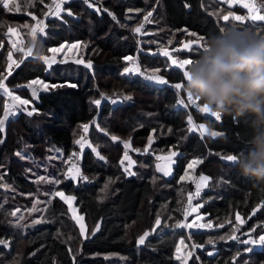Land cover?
<instances>
[{"label": "trees", "instance_id": "16d2710c", "mask_svg": "<svg viewBox=\"0 0 264 264\" xmlns=\"http://www.w3.org/2000/svg\"><path fill=\"white\" fill-rule=\"evenodd\" d=\"M51 1L18 0L17 6L11 1L9 9L3 8L0 2V73L8 71V51H13L17 59L28 51L32 40L29 27H36L32 15L45 18V33H37L30 56L46 54L48 48L63 43L86 42L92 38L93 47L84 55L92 67L76 61H58L49 66L29 58L10 70L11 75L5 81L7 86L32 100L36 113L29 116L19 111L15 117L9 116L0 130V174H3L0 183L14 189L0 188V202H4L0 209V239L7 241V246L0 245V264H116L117 260L101 256L107 253L122 255L129 264H181L182 259H176V244L178 237L186 241L185 235L190 236L193 244L200 245L186 264H264V243L256 247L254 243L235 244L232 239L218 243L214 239L237 225V214L245 222L243 228L237 229L240 239L251 236L255 241L264 235V188L241 176L236 162L223 159L227 155L239 157L248 151L249 122L228 114L215 121L190 106H178L177 99L186 100L187 93L171 85L185 83L182 72L172 67L167 57L153 54L161 47L180 49L177 58L195 60L203 47L183 51L181 47L186 42L202 38L204 46L211 35L229 26L253 29L264 35V27L254 26L264 22L247 18L243 23L238 22L232 16L248 15L247 10L239 4L230 7L220 0H88L95 2L91 8L85 0H72L64 3L65 10H70L72 15L65 13L61 18L53 16L45 7ZM256 2L262 12L264 0ZM29 3L33 6L29 7ZM149 11L151 20L155 21L144 29L145 36L142 32L135 34L132 29L139 26ZM229 12L232 16L224 21L223 15ZM8 27L16 29L19 37L16 44L20 41L25 51L19 52L13 47ZM136 53L142 70L149 73L159 69L158 75L168 80V84L143 81L134 72L124 74V67H133L123 58ZM34 79L57 87L48 91L37 89V98L33 99L31 89L18 86ZM105 96L109 99H103ZM125 96L131 99H123ZM97 98L101 99L100 106L94 103ZM111 98L117 103L113 104ZM5 103L6 96L1 94L0 118H3ZM151 112L156 114L160 125L149 121L154 120L148 116ZM189 115L194 122L204 123L220 135L211 137L189 132ZM96 117L97 124L91 125L88 137L105 157L103 160L90 147L80 151L75 143V131L82 124H91ZM97 125L104 131H99ZM112 135L119 139L112 141ZM150 135L154 138L152 153L140 154L133 150L148 143ZM120 141L131 142L129 154L135 161V175L128 176L121 167L125 149ZM171 151H177L178 155L174 175L167 178L156 171V157ZM74 152L81 153L77 165L87 180L80 178L75 182L62 174L68 173ZM194 158H202L195 177L205 174L209 181L193 203L202 205L200 213L204 215V223L224 226L216 230L179 228L170 246L158 232L184 222L188 194H195L196 186L193 181L181 178ZM53 174L61 181L58 185L34 182L38 175L51 177ZM57 190L75 195L90 233L97 224L101 226L100 231L83 239L68 206L59 197L51 199L46 195ZM37 199L51 202L35 204ZM34 205L37 210L30 211ZM16 209L19 211L15 217L8 214ZM157 215L162 220L160 228L144 247H139V236L151 230ZM19 217L23 219L17 227L15 222ZM35 220L40 222L33 223ZM209 239L214 243L209 244ZM249 246L253 247L250 253ZM69 248L77 253L75 261ZM211 251L213 255H209Z\"/></svg>", "mask_w": 264, "mask_h": 264}, {"label": "snow or ice", "instance_id": "6c2138e0", "mask_svg": "<svg viewBox=\"0 0 264 264\" xmlns=\"http://www.w3.org/2000/svg\"><path fill=\"white\" fill-rule=\"evenodd\" d=\"M0 2H2L3 8L9 9L8 0H0ZM41 2H42V0H41ZM65 2H66V0H53V5H45V7L49 8V12H51V13H53L56 16L59 17L60 12L63 10L62 9V5ZM85 3L88 4L89 8L93 7V4L89 3L88 0H85ZM240 3H241L243 8L248 10V15L246 17L247 19H249V20H251L253 22H257V21L264 22V14H261L260 7L256 3V0H240ZM28 6L32 7L33 5L31 3H29ZM229 6L230 7L232 6L231 2L229 4ZM99 10L100 9L98 8L97 11H99ZM17 11H20L19 7L17 8ZM67 14L69 16H71L72 12L69 10L67 12ZM45 15H48V13H45ZM109 15H112V13H109ZM151 16H152V12L151 11L147 12L146 15L143 18L144 22H151L150 19H149ZM230 16H232V13L229 12L228 14L223 15L222 19L224 21H228ZM232 18L234 20L240 21L242 23L245 20V17H242L240 15L232 16ZM32 19L36 20L37 18H36L35 15H32ZM113 19H115L114 16H113ZM254 26L256 28L264 27V25H261V24H255ZM25 27H29V26L25 25ZM143 28H144V23H140L139 26H137L134 29H132V31L135 34H141ZM12 31H13L12 28L8 27L7 32L11 33ZM38 31L40 33L44 32V25H43L42 21H37V26L36 27H29L28 35H30L32 37V40L30 41L27 54H31L32 46L36 43L37 32ZM189 35H195V34L189 33ZM200 39H202V38H198L196 41H189V42L185 43L183 45V49L186 50V51H189V52L193 51L194 49L192 48V45L194 43L198 47L202 46L204 48V46L201 45V43H200ZM12 43H13V46H16V42L15 41H13ZM65 46L69 47V48L77 47L76 44L62 45L61 47H65ZM61 47H51V48H48L47 51L51 52V53H58L61 50ZM17 50L22 51L23 49H19L18 48ZM179 50L180 49H176V51H179ZM162 52H163V55L166 56L171 61V64L174 65L176 69L181 70L183 78H184V81H185L186 78L189 77L188 69H189V66L193 63V59L185 58V59H179L178 60V59L173 58V56L170 54V52L167 49H162ZM12 56H13L12 51H8V53H7V61H8L7 68L8 69H11L12 68V64L14 63V61L12 60ZM38 58L41 59L45 64H47L49 66L52 63V60L49 58V56L44 54L43 52L38 53ZM123 59L125 61H132L133 60V58L131 56L124 57ZM76 63H86V66L88 68L92 67V63L90 61L84 62L82 60H77ZM16 66L18 67L19 65L17 64ZM139 71H140V69H139L138 65L135 67V69L127 67V66L124 67V69H123V73L124 74H130V73H133V72L139 73ZM158 71L159 70H157V72ZM9 75H11L10 71H7L6 73H0V92H2L3 95L8 97L9 100L11 101L10 104L9 103L3 104V118H0V130L3 129L5 121L8 119V117L10 115H15L17 111H25V110H27V106L32 102L29 99H22L18 95H13V92L5 84V81L8 79ZM146 79L154 80L158 84H161V85H167L168 84V80H166L163 76H160L158 74L148 75V76H146ZM37 85L40 86V88H42L44 91H48V90H50V88L57 87V85H49L48 83H46V82H44L43 80H40V79H34L30 83H28L27 85H21V86H18V87H27V88L31 89L32 97H33V99H35V98H37V88L34 87V86H37ZM69 86L75 87V85H69ZM171 87L174 88L177 91H180V90L184 89L185 83L184 82L175 83V84H172ZM186 95H187V101L189 103L197 104L199 111L201 113L207 114L206 118H214L215 121H219L221 119V114L220 113H217V112L209 110L208 107L206 105H204V104H202V106H201L199 99L192 97L191 94L187 93ZM103 99H109V97L105 96V97H103ZM123 99L128 100V99H131V97L125 96V97H123ZM111 102L113 104H116L117 100L115 98H111ZM94 103L97 106H100L101 105V99L100 98L95 99ZM176 103H177L178 106H185V107L187 106L186 102H185V99H183V98H178ZM34 112H36V109L34 107L31 110H27V114L29 116L33 115ZM187 123L189 125V127H188V131L189 132H194V131L199 130L202 134L207 133V134H210L213 137H216V136L220 135V133L216 132V131L209 132V130L205 127V125L203 123L199 124V126L197 128V126L193 122V118H192L191 115L188 116ZM92 124H96V121L93 120ZM89 127H90V125L87 124V123L81 125V128L83 129V132L85 134L89 131ZM97 128H99L98 125H97ZM100 130L104 131L103 129H100ZM153 131H155V130H153ZM168 131L171 132V129H169ZM104 134L108 135V133L106 131L104 132ZM111 139H112V141H117L119 138L117 136H115V135H112ZM0 142H2V141H0ZM120 142L123 144L124 149H125V152H124V155H123V159H121V161H120L121 167L124 168V171H125L126 174L135 175V173L131 171V168L134 166L135 161H133L131 159V157L129 155V152H128V150L131 149V142L130 141H120ZM153 142H154L153 141V137L150 135L148 137V147H145L143 149V152H141L140 149H134V151H136V152H138L140 154L146 153V152H148L149 147L152 145ZM75 143L77 145H79L81 150H83L85 146L90 147L91 150L94 153H96V155L98 156L99 159H101V160L105 159V157L99 153L97 147H93L90 143L87 142L85 136H81L79 139H77L75 141ZM18 155H20V154L18 153ZM176 155H178V153L169 152V154L167 156H162V155L161 156H157L156 159L158 161L159 160H165V161H167V163L165 165L157 164L156 165V171L162 172L165 176L170 175V171H171L170 165H171L172 162H174L172 160V157H174ZM72 156L76 157L77 153H75V152L72 153ZM237 158L238 157L236 155H227L226 157H223V159H226L229 162H236ZM125 161H127V165L126 166H125ZM199 162L200 161H198V160H193L191 163L188 164V168L192 169L193 166L196 165ZM71 172H72V169L70 168L68 170V173H62V174L64 175L65 179H73V180H75V179H77V177H80V178H82L84 180H87V177L81 176V174L79 172V169H76L74 174L69 175V173H71ZM184 178L185 177H182L181 179L183 180ZM208 179H209L208 177L201 175L199 177V182H196V192H195V194H193V193H189L188 194L189 208L184 213L185 220H187L188 213L190 211H194L195 210V209H193L191 207V201L194 198L199 197L201 188H202V186H206ZM0 181H3V174H0ZM41 181L52 183V184H57V185L61 182L58 178H56L55 174H53L51 177H46L44 175H38L36 181H34V182L39 183ZM0 188H3L5 191H13L14 190L7 183H0ZM106 188H107V184L105 185V189ZM46 195L50 196L51 199L59 197L60 200H62L65 204L68 205V210L72 213V217L71 218H72V220L75 221V224L79 227V229H80L79 235L81 237H84L86 239V238H88L89 235L94 236L95 233L97 231H99V225L98 224L94 226V228L91 231V233H88L86 231V225L84 224V216L83 215H78L77 214V209L73 207V201L75 200L74 196H67V195H65L64 192L58 191V190L57 191H53V192H48V193H46ZM50 202H51L50 200L44 202V201H40L39 199H37L35 201V204H40V203L47 204V203H50ZM200 206H202V205H197V207H200ZM3 207H4V202H0V209H3ZM36 210L37 209H36V207L34 205L33 208L30 211H36ZM18 211H19V209H16L15 211H11L8 214L13 216V217H15L16 213ZM255 211L256 210H253V215H255ZM22 219H23V217H19L17 219V221L15 222L17 227L21 226L19 224V220H22ZM198 219H199V217H198ZM236 220H237L238 223H241V224L244 222L240 218L239 214H237ZM39 222H40L39 220L33 221V223H39ZM161 223H162L161 217L159 215H157V217L155 219V222H154V226L151 228L150 231H145L142 235H140L138 240H137V243L139 245H143L145 243V241L147 240V238L152 233H155L158 228H160ZM175 226L177 228H192V227H196V228H211L212 227L211 223L196 224V223H185V222H177ZM223 226H224L223 223L218 225V227H223ZM253 231H254V229H253ZM234 232H235V229L233 230V233ZM57 235L59 237L60 234L57 233ZM229 238L230 239H235L236 237H235L234 234H231L229 236ZM71 239H72V237L69 236L68 240H71ZM255 242L256 241H250V240L242 241V243H244V244L255 243ZM259 242L260 243H264V235H261L259 237ZM208 243L212 244V243H214V241L209 239ZM180 244L183 245L184 244V240H181ZM0 245L7 246V241L4 240V239H0ZM197 247H200V245H196V244L192 245V248H197ZM176 251H177V253H179L180 248L177 247ZM69 252L73 254L72 258H73V261H75V256H76L77 253L73 252V250L71 248H69ZM77 252H78V250H77ZM190 254L191 253H189V255ZM209 255H212V253L209 252ZM176 259L177 260H181V257L179 255H177ZM181 264H186V261L181 260Z\"/></svg>", "mask_w": 264, "mask_h": 264}, {"label": "clouds", "instance_id": "9594fccd", "mask_svg": "<svg viewBox=\"0 0 264 264\" xmlns=\"http://www.w3.org/2000/svg\"><path fill=\"white\" fill-rule=\"evenodd\" d=\"M184 91L209 110L249 122V149L239 174L264 188V35L229 26L211 35L189 66Z\"/></svg>", "mask_w": 264, "mask_h": 264}, {"label": "rangeland", "instance_id": "374dc122", "mask_svg": "<svg viewBox=\"0 0 264 264\" xmlns=\"http://www.w3.org/2000/svg\"><path fill=\"white\" fill-rule=\"evenodd\" d=\"M11 1H14V3H13V6H17L18 5V0H8V3H9V5H10V3H11ZM70 1H72V0H66V2H70ZM95 1H99V0H95ZM101 1V0H100ZM221 2H228V4H230V2L232 3V1H229V0H220ZM2 3V2H1ZM92 3V2H91ZM95 3V2H94ZM94 3H92V4H94ZM235 3H238V0H235ZM240 3V2H239ZM257 3V2H256ZM240 6H242L241 5V3L239 4ZM234 6V5H233ZM258 6H259V4H258ZM62 11L60 12V14H59V16H60V18L61 17H63V15L65 14V13H67L68 11L67 10H65V8H64V4L62 5ZM245 9V8H244ZM245 10H247V9H245ZM247 12H248V10H247ZM261 12V11H260ZM261 14H264V10H262V12H261ZM53 16H56L55 14H53ZM234 16V15H233ZM247 16V15H246ZM150 20L151 19H153V17H150L149 18ZM155 21V20H154ZM153 20H151V23L153 24V22H154ZM149 24H150V22H149ZM148 27V26H147ZM146 27V28H147ZM12 32L11 33H9L10 34V36H11V38H12V41H17L18 39H19V37H18V34L16 33V29L15 28H13L12 27ZM151 30V29H150ZM27 32H28V30H25V33H26V35H27ZM37 33H39V31L37 32ZM43 33H45V30H44V32ZM149 33V32H148ZM144 34H146V32H144ZM28 36V35H27ZM145 36V35H144ZM29 37V36H28ZM150 40H148L147 39V42H149ZM190 41H196V40H190ZM18 43V42H17ZM187 43V42H186ZM200 43H201V41H200ZM71 44H76L77 45V47H75V48H69V47H61L62 45H71ZM14 47V46H13ZM55 47H61V50L58 52V53H51V52H47L46 53V55H48L49 56V58L52 60V63L51 64H53V63H55V62H58V61H60V62H62V61H64L65 63H68V62H72V61H77V60H82V61H84V62H86L87 60L84 58V55H85V53L87 52V49L88 48H91V47H93V41H92V38H89V39H87V41L86 42H83V41H75V42H69V43H63V44H61V45H58V46H55ZM192 47H198L195 43L192 45ZM32 49H33V46H32ZM181 49L183 50V51H186V50H184L183 49V46L181 47ZM12 53H13V56H12V60L14 61V63L12 64V68L13 67H15V65L17 64V62H18V59H17V57H16V55H15V53L12 51ZM179 59V58H178ZM79 64H81V65H83L84 67H87L86 66V63H79ZM172 65V64H171ZM172 67H175L174 65H172ZM11 68V69H12ZM11 69H8V71H10ZM157 70H159V69H153V70H149L150 72V74H158L159 73V71L157 72ZM5 84H6V82H5ZM7 85V84H6ZM25 85H27V84H25ZM23 88H27V87H23ZM39 89H41L42 90V88H40V86H39ZM13 92V95H18V96H20L22 99H28V98H26V97H24L22 94H19L18 92H17V90L15 91V90H13L12 91ZM3 95V93L2 92H0V95ZM4 96V95H3ZM30 100V99H29ZM30 101H32V100H30ZM33 102H31L28 106H27V110H31L32 109V106H33V104H32ZM200 105L202 106V102H200ZM27 110H25V112H27ZM34 113H36V112H34ZM148 116H150V117H152L154 120L152 121V120H149L151 123H154V124H156V125H160V122H159V120L157 119V117H156V114L154 113V112H151V113H149L148 114ZM223 116H224V114H221V119L220 120H222V118H223ZM95 121H97L98 120V118L96 117L95 119H94ZM194 122V121H193ZM97 124V123H96ZM96 124H89L90 125V127H91V125H96ZM194 124L197 126V128H198V126H199V124H201V123H196V122H194ZM204 124V123H203ZM205 125V127L209 130V132H211V131H214V130H211L206 124H204ZM90 127H89V130H90ZM159 128L161 129V126H159ZM98 129V128H97ZM99 131H100V129H98ZM195 133H200V134H202L199 130H197V131H194ZM194 132H191V133H194ZM75 133H77V137H76V140L77 139H79L81 136H85L86 137V140H87V142L88 143H90L93 147H94V145L90 142V138L88 137V133H89V131L85 134L84 132H83V129L81 128V127H79L76 131H75ZM202 135H204V136H211L210 134H207V133H204V134H202ZM211 137H213V136H211ZM217 137V136H216ZM153 141H154V138H153ZM78 147H79V145H77ZM145 147H148V143H145V145L144 146H142V147H138L140 150H142L143 151V149L145 148ZM80 148V147H79ZM86 148H88L87 146H85L84 147V149L83 150H81L80 149V151H84ZM98 149V148H97ZM134 149H137V148H133V150ZM151 149V146L149 147V150H148V152H146V154H149V153H152V150H150ZM128 152H132L130 149L128 150ZM171 152H176V153H178L177 151H171ZM76 153V152H75ZM78 153H80V152H78ZM169 154V153H168ZM168 154H166V155H162V156H167ZM130 155V157H131V159L133 160V155L132 154H129ZM161 156V155H160ZM72 157V165L70 166V168L72 169V172L71 173H69V175H71V174H74L75 173V170L76 169H79V167H78V165H77V162L79 161L78 159H80L81 158V153H80V155L78 156H76V157H73V156H71ZM176 157H177V155L176 156H174V157H172V160L174 161V162H172L171 163V165H170V169H171V171H170V175H167V176H165L162 172H159V173H161L162 175H164L165 177H167V178H171V177H173V175H174V166H175V164H176ZM193 160H198V161H200L199 163H197L196 165H194L193 166V168L192 169H189L188 168V166H187V168H186V171H185V173H184V175L182 176V177H185L184 178V180H188V181H193L194 180V178H195V175H196V172H197V169H198V167H199V165L201 164V162H202V158H194V159H192L189 163H191ZM134 161V160H133ZM227 161V160H226ZM167 163V161H165V160H159L158 161V163H156V165L157 164H161V165H165ZM127 165V161H125V166ZM134 166H135V164H134ZM134 166L131 168V171L132 172H134L135 173V169H134ZM69 168V169H70ZM79 172H80V169H79ZM187 174V175H186ZM128 175V174H127ZM203 176H206V177H208L207 175H205V174H202ZM128 176H131V175H128ZM85 177V176H84ZM209 178V177H208ZM79 179H80V177H77V179H75L74 181L75 182H78L79 181ZM73 180V179H72ZM208 181H209V179H208ZM208 181H207V184H208ZM207 184H206V186H207ZM206 186H202V188H201V191H202V189L203 188H205ZM60 191H62V192H64L65 193V195H67V196H74L75 197V200L73 201V207L74 208H76L77 209V214L78 215H83L84 216V224L86 225V231L88 232V233H90V229H89V226H88V222H87V220H86V216L83 214V213H81V211H80V209H79V207L77 206V198H76V196L75 195H73V194H68V193H66L65 191H63V190H60ZM200 191V192H201ZM67 205V204H66ZM197 205H199V203L198 204H192V208L193 209H195L194 211H190L191 212V214H190V218H188L187 220H185L184 219V222L185 223H196V224H205L204 223V215L202 214V213H200V207H197ZM68 206V205H67ZM69 211V210H68ZM69 214H70V216L72 217V213L69 211ZM191 215H195L192 219H191ZM198 217H199V219H198ZM185 218V217H184ZM213 224V223H212ZM211 224V225H212ZM244 224H245V222H243L242 224L241 223H237V225L235 226V227H233V228H229V230H227V232H225V233H223V234H220V235H218V236H216L214 239L218 242V243H221V242H225V241H228V240H230V238H229V236L231 235V234H234L235 236H238V234H237V229H239L240 227L241 228H243V226H244ZM100 225H99V231H100ZM212 229L211 230H216L217 228H220V227H218V226H216V225H212ZM79 228V227H78ZM194 228V230H202L203 228H196V227H193ZM181 229V228H180ZM235 229V232L233 233V230ZM80 230V229H79ZM179 230V228H177L175 225L173 226V227H164V228H162V229H160L159 230V232H158V236L162 239V241H164V242H166V243H168L170 246L174 243V240L176 239L175 238V236H176V234H177V231ZM99 231H97L96 233H98ZM95 233V234H96ZM156 233V232H155ZM155 233H152L151 235H153V234H155ZM150 235V236H151ZM149 236V237H150ZM148 237V238H149ZM248 237H250V236H248ZM247 237V238H248ZM148 238H147V240H148ZM83 239H85L84 237H83ZM185 239H186V241H184V244L183 245H181L180 244V241L181 240H183V238L182 237H178V239H177V244H176V249H177V247H179L180 248V251H179V253H177V251H176V256L177 255H179L180 257H181V259L182 260H184V261H186V263H187V261L190 259V258H192L195 254H196V252H195V249L196 248H192V245H193V242H192V240L190 239V236L189 235H185ZM146 240V241H147ZM145 241V243L143 244V245H139L138 243H137V245L139 246V247H144L145 245H146V242ZM256 242L254 243V245L256 246V247H261V245L263 244V243H260L259 242V237H258V239L257 240H255ZM189 253H191L190 255H189ZM211 253H212V255H213V253L214 252H212L211 251ZM101 256H103V257H105V258H107L108 260H112V259H115V260H117L116 261V264H129V261H128V259L126 258V257H124V256H122V255H119V254H117V253H107V254H103V255H101Z\"/></svg>", "mask_w": 264, "mask_h": 264}, {"label": "built area", "instance_id": "2783aa9c", "mask_svg": "<svg viewBox=\"0 0 264 264\" xmlns=\"http://www.w3.org/2000/svg\"><path fill=\"white\" fill-rule=\"evenodd\" d=\"M233 2L235 1V0H232ZM50 5H53V0L51 1V3H50ZM235 15H240V16H242V17H245V20H244V22L246 21V14H241V13H235L234 14V16ZM37 18V17H36ZM114 20H116V19H114ZM37 21H42L43 22V25H44V21H45V18H37L36 20H35V24H36V26H37ZM238 22H240V21H238ZM141 23H144V28L142 29V35H144V29L149 25V22H144V20L141 22ZM23 49L24 50V47H23V45H22V43L20 42V41H18V43L16 44V46H15V49L17 50V49ZM162 49H165V48H158V49H156L154 52H153V54H157V55H162V56H164L163 55V52H162ZM22 50V51H23ZM168 50V49H167ZM17 51H19V50H17ZM25 51V50H24ZM169 52H170V54L173 56V58H175V59H178L177 57H176V53L178 52V51H176V50H168ZM20 52V51H19ZM28 53V51H25L24 52V55L22 56V58H19L18 59V62H17V64L20 66V65H22V64H24L25 63V61L27 60V59H29V58H31V59H34V60H38V61H42L41 59H39L38 58V54L36 55V54H33V55H29V54H27ZM139 54L138 53H136L135 55H133L132 56V58H133V60L132 61H130V65H131V67H133V69H135V67L138 65L139 66V69H140V71H139V73H136V72H134L135 74H137V75H139V77L143 80V81H146V82H155V83H157L156 81H154V80H148V79H146V76H148V75H152V74H150V73H148V72H146V71H144V70H142L141 69V67H140V63H139ZM164 57H166V56H164ZM179 60V59H178ZM16 64V65H17ZM15 65V67H17ZM18 66V67H19ZM34 87H36L37 89H39V86L37 85V86H34ZM185 102H186V105L187 106H190V107H192L193 109H196V110H199L198 109V106H197V104H195V103H189L188 101H187V99L185 100ZM6 103H11V101L9 100V98L8 97H6ZM18 113H19V111H17L16 112V114L15 115H10L11 117H15L16 115H18ZM77 155L79 156L80 155V153H77ZM199 177L200 176H196L195 178H194V180H193V182H194V185L196 186V182H199ZM196 199H198V197H196V198H194L192 201H191V205L193 204V201L194 200H196ZM189 208V207H188ZM188 210V209H187ZM185 213V212H184ZM190 214H191V212H189L188 213V215H187V219L188 218H190ZM184 217H185V215H184ZM205 224H207V223H205ZM213 227H211V228H203V230H211ZM236 238L235 239H232V241L235 243V244H244V243H242V241H244V239H240L239 238V236H235ZM245 240H250V241H253V237H248V238H245ZM251 243H249L248 245H250ZM250 249V250H249ZM253 250V247L252 246H249L248 248H247V252L248 253H250L251 251Z\"/></svg>", "mask_w": 264, "mask_h": 264}, {"label": "crops", "instance_id": "0c3cea01", "mask_svg": "<svg viewBox=\"0 0 264 264\" xmlns=\"http://www.w3.org/2000/svg\"><path fill=\"white\" fill-rule=\"evenodd\" d=\"M229 1H232V0H229ZM239 2H240V0H238V3H235V1H234V2L232 1L231 4H232V6H233V5L235 6L236 4H240ZM227 3H228V2H227ZM228 5H229V4H228ZM247 13H248V12H247Z\"/></svg>", "mask_w": 264, "mask_h": 264}]
</instances>
